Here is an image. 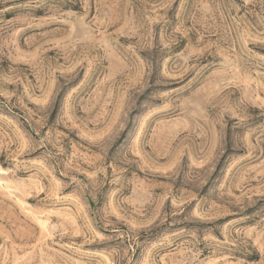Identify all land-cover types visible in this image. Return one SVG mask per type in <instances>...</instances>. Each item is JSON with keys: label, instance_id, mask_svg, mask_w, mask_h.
Listing matches in <instances>:
<instances>
[{"label": "rangeland", "instance_id": "obj_1", "mask_svg": "<svg viewBox=\"0 0 264 264\" xmlns=\"http://www.w3.org/2000/svg\"><path fill=\"white\" fill-rule=\"evenodd\" d=\"M0 264H264V0H0Z\"/></svg>", "mask_w": 264, "mask_h": 264}]
</instances>
